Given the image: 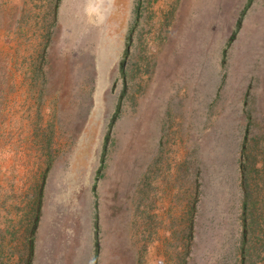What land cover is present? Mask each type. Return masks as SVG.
<instances>
[{
    "label": "rangeland",
    "instance_id": "rangeland-1",
    "mask_svg": "<svg viewBox=\"0 0 264 264\" xmlns=\"http://www.w3.org/2000/svg\"><path fill=\"white\" fill-rule=\"evenodd\" d=\"M240 160L264 0H0V264H239Z\"/></svg>",
    "mask_w": 264,
    "mask_h": 264
},
{
    "label": "trees",
    "instance_id": "trees-1",
    "mask_svg": "<svg viewBox=\"0 0 264 264\" xmlns=\"http://www.w3.org/2000/svg\"><path fill=\"white\" fill-rule=\"evenodd\" d=\"M244 160H245V156ZM240 160V174H241V188L243 191L242 206H241V258L239 264H248L249 250L247 247V241L250 240V233L253 232L252 228L258 226L259 222L256 219H264V209L258 208L256 200L260 191L254 186H251V181L248 180V163L245 165V161ZM255 163H253L254 166ZM258 171V170H257ZM262 209V210H261Z\"/></svg>",
    "mask_w": 264,
    "mask_h": 264
}]
</instances>
